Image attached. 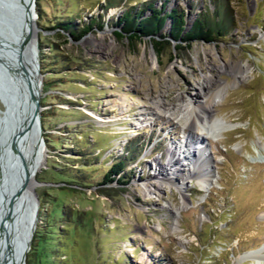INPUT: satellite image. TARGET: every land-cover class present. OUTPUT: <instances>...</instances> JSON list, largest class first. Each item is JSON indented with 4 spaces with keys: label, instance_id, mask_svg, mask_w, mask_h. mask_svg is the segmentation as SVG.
Listing matches in <instances>:
<instances>
[{
    "label": "rangeland",
    "instance_id": "obj_1",
    "mask_svg": "<svg viewBox=\"0 0 264 264\" xmlns=\"http://www.w3.org/2000/svg\"><path fill=\"white\" fill-rule=\"evenodd\" d=\"M149 2L162 14L182 11L183 33L217 10L211 0H35L45 151L33 193L43 209L39 247L33 233L25 264L44 255L53 264L66 225L72 232L81 220L92 230L83 251L90 264L96 256L103 264H256L252 256H264V0H225L234 27L210 41L175 42L167 19L154 37L169 42L160 53L150 36L131 44L114 33L126 11ZM73 20L75 33L93 23L79 40L58 25ZM237 64L249 72L235 84L216 69ZM203 78L228 84L213 130L195 131L211 181L187 179L191 160L181 157V179L160 187L155 162L166 165L184 133L171 117L146 113L156 100L202 99ZM117 160L127 183L98 185Z\"/></svg>",
    "mask_w": 264,
    "mask_h": 264
},
{
    "label": "bare ground",
    "instance_id": "obj_2",
    "mask_svg": "<svg viewBox=\"0 0 264 264\" xmlns=\"http://www.w3.org/2000/svg\"><path fill=\"white\" fill-rule=\"evenodd\" d=\"M32 33H34L33 29ZM32 35L33 34L30 36V42L27 48L29 52L26 53L25 57L32 70L31 74L35 75V42ZM153 56L154 55H152V60L154 62L155 58ZM216 69L219 73H229L233 78L232 84L245 79L249 72V68L240 64H237L234 68ZM200 85L203 88L202 99L181 95L178 96L172 104L156 100L153 110L146 113V115H150L149 117H156L159 115L171 117L177 122L184 133V139L181 141V144L178 145V147L176 146L174 150L168 154L169 156L167 155V164L163 166L162 164H158L157 161L155 162V169H157V171L154 172L153 177L158 180V185L160 187L163 183L175 182V180L181 179L178 173L183 167V161H186L188 158L191 160L190 165H192V168L188 170L187 179L197 178L205 184L211 181L209 175H207V169L210 167L209 162L203 157V154H201L200 145H198L199 139L203 140V138L197 136L195 131L198 130V128L208 132L213 130L216 122L217 101L222 98L228 84L224 81L203 78L200 80ZM24 95V107L21 118H23L25 122L22 125V129L24 130L21 133L20 147L22 149V156L20 157V162L14 154L13 146H10V144H12L11 135L9 137L11 139L8 138L4 140L3 138V141L1 140L0 142V169L4 166L5 169L8 168L10 170V173L6 172V176L2 179V184L3 186L5 185V188L3 189V194L0 192V222L6 229L7 221L5 216L7 211L10 209L12 221L15 220V215H17L18 230L15 235L18 243L20 244L21 242L23 246L29 241L31 230L34 228L37 220L34 210L36 201L34 200L33 193V178L44 160L45 151L40 145L37 120L31 121L26 127V119L32 105V100L29 91L26 90ZM2 112L4 111L0 110V120L2 119ZM23 121H21V123ZM16 126L17 125L12 129L14 136L17 132ZM183 146L184 149H182ZM184 151L187 153H184ZM175 154L176 156H173ZM181 157H183V161L179 160ZM185 163L187 166L188 162L186 161L184 164ZM180 184H183V180L180 181ZM22 185H25L23 190ZM181 199L183 200V195ZM4 228H2L0 236H2V232L5 233ZM20 248L21 247H19V249ZM20 251H22V248ZM4 253L5 252L0 253V259L4 257ZM16 257L18 258L16 264H20V255H16ZM252 258L257 261L256 264H264V256L262 254H256L252 256ZM1 263L2 260L0 264Z\"/></svg>",
    "mask_w": 264,
    "mask_h": 264
},
{
    "label": "water",
    "instance_id": "obj_3",
    "mask_svg": "<svg viewBox=\"0 0 264 264\" xmlns=\"http://www.w3.org/2000/svg\"><path fill=\"white\" fill-rule=\"evenodd\" d=\"M35 15V0H0V99L5 105V110L2 112V119L0 120V142L1 140L3 141V138L7 140L11 135L12 144L10 146H13L14 154L19 162L22 156V149L20 147L21 133L24 130L22 129V125L25 122L21 118V115L26 90L30 92L32 100V105L26 119V127L31 121L37 120L40 145L45 150L42 136L43 130L40 122L41 79L39 73L38 44L35 40ZM32 29L34 33H32ZM31 34H33L32 36L35 41V75L31 74L32 70L25 57L26 53L29 52L27 48ZM8 85L12 86L8 88ZM21 121L23 122L21 123ZM15 125H17V132L14 136L12 129ZM0 178H2L1 169ZM24 187L25 185H22V190ZM0 192L3 194L2 188ZM34 199L36 201L34 206L35 217H37L38 204L35 194ZM5 217L7 221L6 229L0 222V233L2 228H4L5 232H2V236H0V253L5 252L0 262L2 260L1 264H16L18 262L16 255L18 256L19 254L21 257L20 264H25L26 253L30 248L35 226L31 230L29 241L23 246L21 242L20 244L18 243L15 235L18 230L17 215H15V220L12 221L9 209ZM19 247L22 248V251H20L21 248L19 249Z\"/></svg>",
    "mask_w": 264,
    "mask_h": 264
},
{
    "label": "trees",
    "instance_id": "obj_4",
    "mask_svg": "<svg viewBox=\"0 0 264 264\" xmlns=\"http://www.w3.org/2000/svg\"><path fill=\"white\" fill-rule=\"evenodd\" d=\"M211 1L217 2L216 12L211 13L210 17L207 13H202L201 16L197 17L194 20L190 30L185 33H183L185 16L182 11H178L177 9L173 8L170 12L162 14V9H155L152 2L145 3L143 5L144 7L140 8L139 10L131 9L123 14L122 18H120L116 23L119 28L114 32L115 37L117 39L127 38L128 41L133 44L135 41H139L140 37L150 36L154 49L157 51V53H160L169 44V42L163 39L165 38V35H160L161 39H156L154 37L162 29L165 21L167 19H171L172 26L170 31L168 32V36L175 42L179 41V43L189 44L194 40H213L216 36L220 37L222 35H225L224 33L226 31H229L228 29L234 27V22L233 16L230 10L227 8V3L225 2V0ZM147 13L151 14L146 15ZM92 24L93 23H90L83 26L82 28H79L76 33L74 31V20L64 21L63 23H59L58 25L60 26L59 28L65 30L70 36H72L74 40H79L91 29ZM179 45L180 44H175L174 49H177ZM256 87L258 88L259 86L257 85L255 86V88ZM41 120H44V116L41 117ZM44 140L46 142L48 141L46 137L44 138ZM78 149L80 152H82L80 148ZM124 167V161L117 160L116 162L111 164L106 171H104L101 176V180L97 182V184L103 185L115 181L116 183H127L126 179L123 181L119 179L120 175H122L124 171ZM73 169L76 171L81 170V168L77 167ZM87 178L89 179L90 177L87 176ZM64 182L69 183L70 181L68 180L67 182ZM85 185V181L81 183V186ZM41 209H43L42 203L40 204L38 211L40 212ZM76 222H78V220ZM72 223H74L72 232L69 229L70 224H67L66 228L64 229V235L57 240L59 242L57 245L58 255H56V259L53 258L55 259L53 264H90L87 261V256L83 255V251H85V249H87L88 247V244H86V242L91 238L92 235V230L91 228H89L90 223H86L84 220L80 221L79 226L76 225L75 221ZM37 229L38 227L35 229L34 233V240H37V245L35 246L34 250H38L39 247V239L37 237H40V235L37 234L39 233ZM82 237L85 240H83ZM57 257H60L62 259ZM95 259L96 260L94 264H103V261H100L98 256H96ZM46 260L47 255H44L39 259H36V263L47 264Z\"/></svg>",
    "mask_w": 264,
    "mask_h": 264
}]
</instances>
